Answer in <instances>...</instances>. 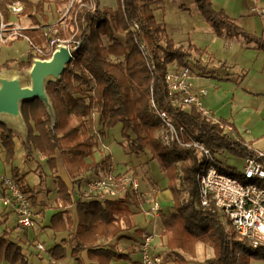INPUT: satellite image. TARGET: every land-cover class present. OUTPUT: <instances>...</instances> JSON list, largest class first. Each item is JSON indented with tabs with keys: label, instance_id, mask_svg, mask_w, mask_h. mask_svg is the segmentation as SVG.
<instances>
[{
	"label": "trees",
	"instance_id": "1",
	"mask_svg": "<svg viewBox=\"0 0 264 264\" xmlns=\"http://www.w3.org/2000/svg\"><path fill=\"white\" fill-rule=\"evenodd\" d=\"M163 1L115 0L116 7L112 8L101 6L100 0H53L57 6H68L66 28L58 27L54 35L60 40H70L69 46L74 49L60 78L48 81L45 87L53 107L54 123L39 99L21 104L24 147L27 153L31 149L38 151L52 172L59 163L63 164L70 178L78 182L87 173L99 175L111 167L109 155L99 161H88L97 143L83 128V123L93 111L98 112L101 124L118 120L126 130L138 124L140 128L136 137L129 140L128 151L149 153L167 178V189L172 195V210L159 214L162 227L159 233L165 237L164 244L171 252L170 261L194 264L183 252L191 253L196 242L211 247L212 257L204 260L207 264H248L251 258L264 259V251L253 247L229 224L220 222L211 200L207 205L200 203L196 174L206 161L196 148L176 141L166 143L156 132L162 125L159 112L164 111L182 140H198L213 154L227 151L240 159L251 152L233 122L205 115L194 107L185 109L171 103L164 82L170 64L178 68L196 67L200 75L206 77H213L217 69L197 61L190 64L193 54L202 56L205 50L192 44L184 48L168 37L153 13ZM194 2L217 37H241L264 52V37L235 24L223 11L214 8L212 0ZM0 9L5 10L3 0H0ZM22 14L34 24L39 23L38 14L46 19L43 0H25ZM130 26L135 29L132 31ZM23 34L34 45L46 40L41 30H25ZM119 35L123 38L119 39ZM32 57L31 52H27L26 61L18 65L29 68ZM10 61H4L0 67ZM0 147L4 161L10 163L15 151L14 131L4 122H0ZM261 161L264 163V158ZM34 171H38V167ZM231 173L241 177L234 171ZM26 174H19L16 167L11 168V178L36 207L41 204L39 191L25 182ZM56 185L58 191L65 187L60 178ZM118 187L123 189L121 184ZM124 192L121 197L104 200L90 193H80L73 206L74 216L66 210L54 213L50 218L51 229L67 231L68 238L65 245L56 244L47 250L50 259L63 260L70 255L75 258V264L129 260L131 251L97 244L100 239L114 238L125 230L133 229L134 234H142L131 208L132 204L141 203V197L128 187ZM5 233H0V263L14 264L23 260L21 246L8 240ZM142 236L139 235V241ZM82 253L85 258L81 257ZM160 264L166 263L162 260Z\"/></svg>",
	"mask_w": 264,
	"mask_h": 264
},
{
	"label": "rangeland",
	"instance_id": "2",
	"mask_svg": "<svg viewBox=\"0 0 264 264\" xmlns=\"http://www.w3.org/2000/svg\"><path fill=\"white\" fill-rule=\"evenodd\" d=\"M3 1L6 3V0ZM100 2L101 6L103 7H112L116 4L115 0H100ZM67 7L68 6L66 4L57 6L56 4H54L53 0H43V15L46 16V19L42 18L38 14V24L32 23L31 19H29L22 13L18 16L10 15L7 9L1 10L5 21H10V17L11 19H13L11 22H17L19 19L21 20V22H19V25L23 27V29L21 30V37L17 36L16 38H10L4 42L0 41V64H2L6 60H11L7 66L0 67V75L9 74L11 76H16L20 78L22 84L29 85L30 79L27 75V72L30 67H21L18 65V63L21 61H26L27 52H31L33 58L38 57L39 53L33 52L30 39L23 34V31L25 30H41L43 34H45L46 40L42 42V44L40 45L41 47H47L51 39H54L55 42L58 43H65L69 46L70 40H59L54 35L58 27L66 28V20L68 18L66 14ZM153 13L156 20L161 22L165 27L168 37H170L176 45H181L185 48L188 44H192L197 48L205 50V52L202 54L204 57L202 58L197 54H193L192 57L189 58L190 64H194L195 61L205 64V62H207L208 60V57H213L211 60L212 66L216 68L219 75H221L223 72H226L225 64L228 63V76L230 77L232 82L235 81L236 76L239 75V78H241L242 75H244V73H241V69H244V71H246L247 73V68L251 67L252 70L247 76L248 82L244 81L243 83L246 82L245 84H247L249 87L253 86L257 89L259 75L257 73H254L253 70L259 69L257 67H260V63L255 59L252 51L249 50L250 48H245L244 46L241 47L239 44H245L246 42H244L241 37H238L237 40L239 43L228 47V45H225L223 41L214 39V36L216 35H214L210 24L198 11L194 0H165L163 1V5H161V7L154 9ZM118 38L122 39L123 37L119 35ZM70 49L73 50L74 47H70ZM173 65L174 63L170 64L168 69H173ZM261 75L262 74H260V76ZM228 76L222 74L220 77H218L216 75V77H218L216 78V80L223 81L221 80V78H228ZM212 78H214V75ZM192 81L193 85L200 86L206 91V93L204 95H201L199 98L203 108H205L211 115L215 116L216 118L221 117L224 119H231L237 131L241 134H245L244 137L246 138L250 147L253 149H250V153L254 152V150H260L264 152V92L262 90H260L261 94L251 95H249L245 91L243 93L240 91L234 92L232 91V89H227L225 85L221 84L220 82L214 83L210 78L206 76L197 77ZM223 82L227 81L224 80ZM93 113L98 114L97 111H93ZM96 116V126L92 122L93 116L90 115L88 119H85L83 128L90 135H92L97 143L94 147L92 158H88V161H99L105 155H109L111 158V167L107 171L99 173V175L104 176L106 174L112 173L113 175L120 174L118 176L120 177L122 174H127V171L135 168L138 176L139 191L146 192L148 195L153 190V185L151 184L152 180L156 181L157 185L160 187L164 185L166 186L167 178L165 176L163 177L159 169L158 162L156 160L151 161L149 153L145 152L135 154L128 151L127 145L129 143V140L136 137L140 126L136 124L132 129L126 130L125 128H123V125L120 121L113 120L104 127L103 124H100L98 122L99 114ZM248 119H250V122L248 126H245L244 128L242 123L247 122ZM6 124L10 126L15 132V151L11 162L6 163L4 161V156H2L3 150L0 147V176L6 175L7 177H11L12 167H16V170L19 174H24V172H26L27 174L25 177V182L28 185L33 186L35 190L39 191L38 197L41 203L49 205L44 218L46 219L44 220V224L50 225V218L53 215L51 213L52 210L50 205L53 206L55 204L54 198L58 187L56 185L58 177L55 178V173L50 170L44 158L35 149H31L30 151L32 159H27V155L29 153H27L21 141V138L24 139L23 135L25 134V128L18 129L14 124L9 122H6ZM244 129H247L246 133ZM156 132L161 136V134H163V127L160 126ZM214 157L215 161L220 162L225 170L231 172L234 171L236 174H239L243 171L242 158L240 159L227 151L217 152L214 154ZM261 162L263 163V161ZM58 166L66 170L63 164L59 163L57 167ZM36 167H38V171L35 172L34 169ZM66 175L70 181L71 178L67 170ZM131 175L132 174H129V176ZM250 181L253 183L264 185V179H252ZM74 182L75 181H71V184H74ZM84 187L85 184L80 186L81 189ZM63 192L65 195H69L67 192ZM80 193L86 192L80 190ZM124 193L125 192H121L118 197H121ZM60 203L64 207L65 204L69 203V200L67 198H64V200L60 199ZM70 203L73 204V201H71ZM73 206L71 207V212H73ZM137 220L145 219L141 215L137 217ZM16 225L17 217L13 212H11L9 208L6 211L1 202L0 194V232L2 233L7 229L12 230V228ZM158 228H160L158 219H155L150 225L147 224L146 226L147 232L152 233L153 231L154 238L151 243V251L152 253L158 252L157 254L160 255L164 263L175 264L170 261L171 252L166 248L164 244L165 237L160 235V231H158ZM14 230H16V228ZM34 230L37 236V240L39 241V243L41 242L43 244L45 249L52 248L54 246V243L60 242V240L62 239L61 237L64 235L68 238L67 231L54 232L51 227H42L38 223H35L32 225V227L28 228V231L31 234ZM20 231L23 234L22 230ZM59 233H63L64 235ZM137 233L138 234H133L130 237H127L125 235H122L121 237L125 239H136V236L139 237V235H144L141 234V232ZM6 238L10 240L7 235ZM20 244L24 255L23 260L17 261L14 264H50L48 260V252H46L45 250H38L37 246L33 244L28 245L27 243H24L23 240L20 241ZM120 247H127L128 251L132 252L135 251L134 247H136L135 253L137 254L138 258L137 244L131 247L120 244ZM212 254L213 253L211 247L204 245L201 242H196L194 244L191 253L183 252L185 258H187L189 262H192L194 264H207L204 260L212 257ZM123 262H126V260H123ZM71 263H73V259L70 255H67L60 264ZM248 264H264V259L251 258Z\"/></svg>",
	"mask_w": 264,
	"mask_h": 264
},
{
	"label": "built area",
	"instance_id": "3",
	"mask_svg": "<svg viewBox=\"0 0 264 264\" xmlns=\"http://www.w3.org/2000/svg\"><path fill=\"white\" fill-rule=\"evenodd\" d=\"M24 1L6 0L5 9L10 15L18 16L24 9ZM22 29L23 27L18 22L5 21L0 9V41L21 37ZM130 29L133 31L135 26H130ZM58 44L60 43L55 42L54 39H51L47 47L32 44L33 52L39 53V56L34 58L48 59ZM173 66L174 68L168 69L164 75L171 103L185 109L194 107L205 115H211L202 107L199 99L206 93L205 89L193 85L192 80L201 76L198 68L189 66L178 68L175 64ZM94 115L92 113L93 117ZM159 116L163 127L161 136L164 142L176 141L184 146H193L206 161L196 174L200 203L207 205L211 200L217 209L221 223L229 224L253 247L264 251V185L250 181L264 179V165L261 162L264 152L254 150L249 156L243 158V171L239 173L241 174L239 178L224 168L220 170L221 164L215 161L214 154L202 142L194 139L182 140L164 111L159 112ZM243 144L248 149H252L247 142L244 141ZM0 183L1 202L4 208H9L15 214L19 226L32 227L34 217L39 216V211L35 210L31 200L21 191L19 184L13 178L1 175ZM118 184H121L123 189H120ZM137 186L138 182L134 175L122 174L116 177L110 173L92 177L85 182L83 191L104 200L118 198L121 192H124V188L136 190ZM159 208L158 201H154L151 208L146 211H150L153 217H158ZM152 240L153 234L147 233L137 243L138 264H160L162 262L160 255L151 251ZM36 246L43 248L41 243H37Z\"/></svg>",
	"mask_w": 264,
	"mask_h": 264
},
{
	"label": "crops",
	"instance_id": "4",
	"mask_svg": "<svg viewBox=\"0 0 264 264\" xmlns=\"http://www.w3.org/2000/svg\"><path fill=\"white\" fill-rule=\"evenodd\" d=\"M212 2L214 5V8L216 10L223 11L228 17L233 19L235 24L242 27L243 29H245L246 31H248L251 34L264 37V0H212ZM115 7H116V4H115V6H112V8H115ZM12 20L13 19H11V17H10L9 22H11ZM17 22H18V24H20L19 22H21V20L18 19ZM214 39L223 41V43L225 45L227 44L228 47H230L236 43H239L237 40L238 37H236V36H232V37L214 36ZM239 44L241 47L244 46L245 48H250L249 50L252 51L253 55L255 56V59L257 61H259V63H260V67L259 66L257 67L259 69L253 70L254 73H257L259 75V79H258L259 82H258L257 89L254 88L253 86L249 87L247 84H245L246 82H248L247 76L252 70L251 67L247 68V70H248L247 73H246V71H244V69L243 70L241 69V73H244V75H242L241 78H239V75L236 77L234 76L236 78L234 82H232L230 77L228 76L229 75L228 69H227L229 67L228 63L225 64L226 72L222 73L223 75H227L228 78H224V77L221 78V80H223V81L225 80L227 82L216 80V78H218L222 75V74L219 75L218 72H216V74L214 75L215 79L212 77H208V78H210L214 83L220 82L221 84H224L227 89H232V91H234V92L240 91L243 93L245 91L249 95L261 94L260 90H262L264 92V52L259 51L256 48H254V45L252 43H245V44L239 43ZM208 56H210V55H208ZM202 57H204V56L202 55L201 58ZM212 58L213 57H208L207 62H205L207 67H213L212 62H211ZM233 64H236V63H233ZM259 72H260V74H262L261 76H260ZM245 73H246V75H245ZM216 75L218 77H216ZM244 81H246V82L243 83ZM96 115H98V114L96 113L93 117V124L95 126H96V122H97L96 121L97 120ZM213 117L216 118L215 116H213ZM227 120H229L230 122H233L229 118H227ZM249 122H250V119H248L247 122L242 123L244 128H245V126H248ZM106 125H108V123L104 122L103 126L105 127ZM244 131L246 133L247 129H244ZM14 136H15V132H14ZM241 136L243 137L244 141L247 142L246 138L244 137L245 134H241ZM23 138H24V135H23ZM21 141L23 144L22 138H21ZM23 146H24V144H23ZM29 155H30V153L27 155V159L31 160L32 155H30V156ZM2 156H4V153L2 154ZM44 160L46 161L45 158H44ZM127 172H128L127 173L128 175L129 174L134 175V177L136 178V180L138 182L137 171L135 170V168H133ZM24 173H26V172H24ZM54 173H55L54 174L55 178H57V177L61 178V180L64 182L65 187H64V189H61L60 191H58V187H57L55 198H54L55 204L53 206L50 205L51 210H52L51 213L54 214L57 211L66 210L68 213H70L74 216V213L71 212L72 211L71 207L74 205L75 201L79 198L80 190L83 191V188L81 189L80 186L85 184L86 181L91 179L93 177V175H96V174L87 173L83 177H81L80 181H78L77 183L71 184V181H73V180L70 179V181H69V178L66 175V170L64 168H61L60 166H58ZM161 173L164 177L165 176L164 173L163 172H161ZM151 184L153 185L152 186L153 190L147 195L146 192L139 191V189H138L139 188V182H138L136 193L138 196L141 197V203L139 205H133V204L131 205V208L134 210L133 218H134L135 224L137 227H139V229H141L142 234L150 233V232H147L146 226H147V224L150 225L155 219H158V222H159L160 228H158V231H160L162 229L160 221H159V217H153V215L151 214L150 211H146V210H149L151 208L152 203L154 201H158V203L160 205V208H159L160 212L161 211L167 212V211L172 210V208H171L172 204H173L172 195H171V192L167 189V183H166V186L164 185V186L160 187L157 185L156 181L152 180ZM63 191L67 192L69 195H65ZM64 198H67L69 200V203L65 204L63 207L60 203V199L64 200ZM71 201H73V204L70 203ZM169 206H170V208H169ZM48 207H49V205H47L45 203H41L40 205H37L36 207H34L35 210L39 211L40 214H39V216L34 217L33 224L38 223L42 227H50V225L44 224V220H46L44 218H45L46 211H47ZM7 210L8 209H6V211ZM141 215L144 217L145 220H137V217L141 216ZM4 216H5V214H4ZM15 228H16V230H14ZM20 230H22L23 234L21 233ZM5 231L7 232V236L11 240L17 242L20 246H21V244H20L21 240H23L24 243H27L28 245L33 244L36 246V244L39 243V241L37 240L35 230L31 234V233H29L28 228H23L22 226H19L17 224L15 227L12 228V230L7 229ZM61 232H64V231H61ZM130 233H132V234H130ZM59 234L64 235L63 233H59ZM133 234H134L133 229L125 230V231L120 233V236H116L114 238H108V239H100L97 242V244L100 246H103V247L114 246L117 250L127 252L128 251L127 247L121 248L120 244H123L125 246H130V247L134 246L139 242L138 237L136 235H134V236H136V239H127V238L125 239L121 236L125 235L127 237H130ZM152 234H153V231H152ZM61 238L62 239L60 240V242H55L54 245H56V244L65 245L67 243V237L65 235L62 236ZM42 246H43V244H42ZM134 248H135V251L134 252L131 251L130 259L126 260V262H123V260L112 259L110 263L111 264H138L137 254L135 253L136 247H134ZM48 249H45L44 246L42 249L38 248V250H45L46 252ZM81 257L85 258V253H82ZM72 259H73V263H71V264H75V258L72 257ZM48 260H49L50 264H60L62 261V260L55 261V260L50 259V257L48 258ZM0 264H9V263L6 261H2Z\"/></svg>",
	"mask_w": 264,
	"mask_h": 264
},
{
	"label": "water",
	"instance_id": "5",
	"mask_svg": "<svg viewBox=\"0 0 264 264\" xmlns=\"http://www.w3.org/2000/svg\"><path fill=\"white\" fill-rule=\"evenodd\" d=\"M72 59V50L65 43H60L48 59H32L27 75L29 85L22 84L20 78L9 74L0 75V122H9L18 129H24L21 104L39 99L53 123L55 115L52 103L46 93V84L50 80H58Z\"/></svg>",
	"mask_w": 264,
	"mask_h": 264
}]
</instances>
